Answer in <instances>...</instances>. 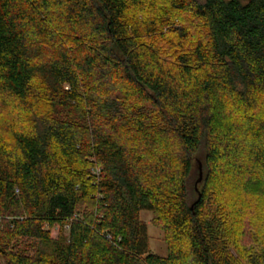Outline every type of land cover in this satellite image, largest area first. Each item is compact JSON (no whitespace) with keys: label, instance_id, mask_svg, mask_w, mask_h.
I'll use <instances>...</instances> for the list:
<instances>
[{"label":"trees","instance_id":"trees-1","mask_svg":"<svg viewBox=\"0 0 264 264\" xmlns=\"http://www.w3.org/2000/svg\"><path fill=\"white\" fill-rule=\"evenodd\" d=\"M229 220L264 243V0H0L4 264H240Z\"/></svg>","mask_w":264,"mask_h":264},{"label":"rangeland","instance_id":"rangeland-1","mask_svg":"<svg viewBox=\"0 0 264 264\" xmlns=\"http://www.w3.org/2000/svg\"><path fill=\"white\" fill-rule=\"evenodd\" d=\"M200 2H204L205 0H199ZM246 2L247 0H242ZM63 114L69 116H77L76 112H70V110H63ZM200 158L202 157L204 150H202ZM93 168V167H92ZM93 170V169H91ZM198 172L196 169L191 176L189 181V186L191 190L195 187L196 180L198 178ZM142 220L147 224L148 228V237H149V245L152 252L159 254L161 256H167L169 252V245L166 241L165 231L154 222V214L150 211H142L141 212ZM231 220L226 222V226L224 228V234L227 238V251L231 253L235 259H237L240 264H264V243L261 237L251 229L248 224L247 229L243 230L241 234V230L239 229V225L233 224L230 222ZM239 230V231H238ZM70 227L69 224H66L64 228L61 230V233L64 234V238L68 239L69 237ZM59 233L57 228L52 230V236L54 238L59 237ZM238 240V242H237ZM239 245L243 249L237 247ZM38 247L39 244L37 243ZM47 248V246H44ZM48 252L49 249L47 248ZM0 264H4L3 258L0 255Z\"/></svg>","mask_w":264,"mask_h":264},{"label":"water","instance_id":"water-1","mask_svg":"<svg viewBox=\"0 0 264 264\" xmlns=\"http://www.w3.org/2000/svg\"><path fill=\"white\" fill-rule=\"evenodd\" d=\"M202 176H203V172H202V166L200 165V178H199V181L202 179ZM201 196H199L200 198Z\"/></svg>","mask_w":264,"mask_h":264}]
</instances>
